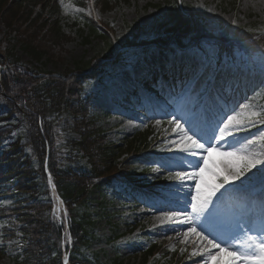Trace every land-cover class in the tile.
<instances>
[{
    "label": "rangeland",
    "instance_id": "obj_1",
    "mask_svg": "<svg viewBox=\"0 0 264 264\" xmlns=\"http://www.w3.org/2000/svg\"><path fill=\"white\" fill-rule=\"evenodd\" d=\"M22 7H25L28 12L25 15L29 16V24L25 26H20V33L18 30L11 28L9 21L0 20V55H3L4 61L0 64V78L4 73L6 67L9 68L10 64L8 61V55L13 53L19 57L18 66L24 68L18 71L21 75L27 78L30 76L38 80L39 77H45L44 69L51 71L54 74L70 72L74 65V60L94 59L93 64H99L100 59L103 57L107 50V39L111 38V41H115L117 44H123L128 36L137 38L138 43H144L146 45L151 42H146L150 37L151 30L149 29V23L154 20V18L160 13L159 7L164 2V0H120L113 7V11L104 13L101 10L102 18L108 20L107 23L103 22V32L101 33V38H92L90 44L83 46L81 44V37L77 31H75L72 24L76 20L78 13H83L84 16L90 20H94V17L99 18L100 10L98 8L97 0H64L63 4L61 0H19ZM190 7V12L194 14L196 18H202L206 21H211L217 24L224 23L227 33L232 36L237 28L241 30H249L255 32L256 30L264 29V0H239L236 7L230 8L229 5L225 4L222 0H182ZM235 9V10H234ZM35 15L36 19L34 24H32V16ZM112 19V20H111ZM111 20V21H110ZM235 21V23H234ZM50 32H42L37 38V47L39 49L44 48L46 54H44L45 59L48 60L46 66L44 67V57L42 62L38 61V56L33 55V47L35 46V35L40 28H52L58 27ZM214 27L210 28L213 30ZM243 28V29H242ZM54 33V38L48 36V34ZM46 36V37H45ZM21 45L29 46V51L24 53L21 49ZM130 52H134L136 46L130 45L126 46ZM185 52V54L183 53ZM181 55V57L194 58L198 60L197 54L191 49V46L181 48L179 50H171V54L168 55L162 52H155L147 60H156L158 63H174V56ZM91 59V60H92ZM113 60V59H112ZM159 60V61H158ZM150 61V62H151ZM145 62L137 59L132 64H116L113 66L109 72H113L116 68L115 76L113 80L108 83L100 92L98 101L100 105L106 107L110 110L116 109V114L111 117H104L102 123L109 130L108 134L120 140L123 143H130L132 146H137L141 149L147 148V140L153 143L152 148L146 149V151H153L158 153L153 155L152 159L155 161L156 165L159 166V161L169 156L174 155L170 153L165 148L166 139H174L175 136L172 132V127L169 126L168 120L172 115H177L178 118L181 116H186L189 110V105H187V100L184 99L181 105H185L184 108L178 107V100L171 103L168 102L169 96L172 92L166 89L167 85L162 84L158 87V91L151 93H146L141 90H136V96L138 99L134 101L132 108L126 107L125 105L117 106L116 108L110 103V98L119 96L123 91V86L127 87L126 84H130L128 87L133 88V80L138 77L137 73L142 69V64ZM149 62V63H150ZM9 65V66H8ZM128 65V66H126ZM236 65L235 67H238ZM239 66L238 71L243 73L237 79V84L241 87L248 77L250 69ZM154 69L158 71L159 67L153 65ZM234 67V68H235ZM223 69V68H222ZM26 72V73H25ZM42 74L43 76H38ZM251 75V74H250ZM189 77H186L183 84L186 86V91L188 92L195 83L189 81ZM252 81L254 83H259L260 91H258V96H254L247 93H235L229 101V105L226 103L221 107L215 106L214 115L218 117L221 121L227 118V115H231L234 112H242L241 105L249 106V108H256L258 104L264 100V71H262L261 66H257L255 71L252 73ZM196 82V81H195ZM236 82V81H235ZM21 89V95L17 98L16 102L19 106L31 107L33 108V100L30 99V95ZM96 89H100L96 86ZM180 90V89H179ZM187 96V93H185ZM207 97V92L203 94ZM260 99V102L258 100ZM31 100V101H30ZM174 100V99H173ZM105 101V103L103 102ZM264 104V101H263ZM207 106H202L196 115L199 120L209 123L202 118L203 109ZM264 107V105H263ZM246 109V108H243ZM226 112L225 116H222L223 112ZM149 113V114H148ZM23 114H26L25 112ZM27 120L31 122V117H27ZM156 121H160L157 125ZM183 122V121H182ZM117 130V133L115 132ZM145 130H151L146 135L143 136ZM261 134L258 132H247L240 133L236 138L240 142H243V138L247 137L251 139L255 135L258 139L256 142V150L259 151L261 147H264V141L259 139ZM238 146V145H237ZM129 148L128 150H130ZM228 145L223 149V152L229 151ZM211 150L206 154L209 158ZM227 158V156H225ZM217 171L223 172L224 166L213 165ZM169 170L175 171L176 169H164L161 171L168 172ZM186 170V169H185ZM206 178L209 174H205ZM235 183L239 184V181ZM186 184L193 185V182L187 181ZM11 186L8 188L10 191L20 190L23 191L25 188H19V183L13 184L9 183ZM21 186V185H20ZM190 188V187H188ZM106 190L108 197H112L113 194ZM261 190V185L259 182H254L253 187L248 192L232 191L225 193L223 199L218 202L220 213L225 219H229L233 213L241 210V207L245 210H249V207L253 202L255 203L258 199V194ZM191 191L185 189L180 184L173 185L170 190L163 194L164 199H158L157 201L147 206V204H142L137 206L135 209L130 207L122 208L120 204L121 198L115 196L111 201V209L113 210L116 219L120 218H132L138 223L134 234L144 235L148 234L154 238L159 239L162 242L170 243L166 246V250L171 247L179 246L182 251V257L178 261V264H201V257H192L189 259L193 249L199 246V240L196 239V244L192 239L186 238H176L173 235L167 234V236H162L156 228L152 227L153 223V212L157 214L158 212H172L181 210H190L187 208V204L190 203L191 196L189 195ZM117 194V193H115ZM11 195L7 192L0 193V264L10 263V257L13 254L16 243V238L13 239V235H16L15 230V218L16 214L13 213L15 203L10 199ZM94 197L98 200L100 196L95 193ZM23 207L27 208L30 205L28 199L22 201ZM112 206H114L112 208ZM110 210V208L107 206ZM230 208V209H229ZM64 211L58 209V214L62 215ZM257 214V213H256ZM188 226L185 225L184 228ZM100 233H107V226L105 223L100 222L98 224ZM198 230L200 229L197 225ZM207 234V233H205ZM132 238L131 235H125L122 241L119 243L120 253L125 257V264H142V259L138 255H133L132 248L129 243V239ZM233 243V241H229ZM108 252V256H113L116 253V248H111L109 246L105 247ZM128 251V252H127ZM67 253V249L63 247V254ZM212 262V261H211ZM210 262V264H211ZM163 264V263H162ZM170 264H175L171 261Z\"/></svg>",
    "mask_w": 264,
    "mask_h": 264
},
{
    "label": "trees",
    "instance_id": "obj_2",
    "mask_svg": "<svg viewBox=\"0 0 264 264\" xmlns=\"http://www.w3.org/2000/svg\"><path fill=\"white\" fill-rule=\"evenodd\" d=\"M165 5L172 6V8L167 11L169 25L166 27L165 22L163 24H158L156 25L155 31L163 29L165 30V35L167 32H177L179 34L178 37L180 38V41L183 42L188 41V39L185 38L194 39L200 35V32L196 31L192 27V20L185 14L184 10L181 9L183 6L178 5L176 0H171V3H165ZM27 13L30 12H28L25 7L21 6L19 0H0V20L9 21L10 27L18 30L19 33L21 31V25H24L26 30V25L29 24V16L25 15ZM35 19L36 16L33 15L30 27L34 24ZM86 22L88 29H90L91 32L96 33V29L94 30L91 22ZM173 22L176 25L175 27L172 24ZM52 28L45 29L51 30ZM43 29L44 28H40L37 31L34 38L35 46L32 49V54H36L38 56V60L42 56H40L37 47V38L43 32ZM48 36L54 38V33H50ZM86 37L87 35L85 34L82 39L83 42L86 41ZM250 37L251 33L245 32L243 38L245 39L247 48L248 45L252 47ZM193 41L194 40H192V42ZM259 44L257 42V46ZM261 45H264V43L261 42ZM21 49L24 53H27V51H29V46L21 45ZM242 52L246 58V53L250 52V50L244 49L241 50V53ZM250 54H252V52ZM0 61H2L1 57ZM248 61H250V58ZM8 63L11 65L12 69L11 71L8 70L0 80V157L2 156L1 153L4 150L7 155L12 157V167L6 173L5 179L13 184L18 182L21 185H19V188H25L21 192H16L13 197L20 201V197L23 196L25 199H30L32 202V207H30L31 210H25L24 208L18 207V213L24 214L25 219L27 214L29 215L30 213H34L33 202H37L35 200L36 194L39 191L41 192L46 189V187L44 188L43 182V188H40L39 183L41 180L39 179L38 174V169L40 168L39 164L36 162L34 168L30 164L31 161L26 154V135L28 131L32 134V145L35 148L36 153H34V160H38V162L41 161V157H44V141H51L52 128H56V130H58L61 126V115L65 108L66 110L68 109L69 102L67 103V100L73 99V96L75 97V94L79 91L78 89L82 87L83 83L79 82L76 76L68 82H65L62 79H44L37 82L34 81V79L30 80V78L25 77L26 74H24V76H20V73L22 72H18L20 68L18 66V63H20L19 57L13 53L8 55ZM89 63L90 61H88V64ZM86 67L85 62L75 60L72 70L84 69ZM27 83H31V87L28 86ZM24 85L29 87V91L26 93H28L30 95V99L33 100L32 106L34 107V110L31 112V122L23 117V113L20 115L15 108L18 94H22L20 88H23ZM62 94L64 96H62ZM28 108L31 109V107ZM36 116H40L42 119L43 136L39 132ZM32 125L35 128L33 132L31 130ZM73 129L78 132V136H74V138L69 136L65 140L61 152L54 156L50 170L60 195L62 191L64 197L73 201V195L80 193L81 198H83L85 202L90 203L89 195L85 193L88 188L87 185L84 184L81 187L78 184L64 185L62 183L63 181L60 173L62 166L65 163L78 159V152L80 151L85 157H87L92 166V170L98 175H113V173L110 172L111 170L118 169V162L116 161V158H119L120 149L116 148L113 144L104 143V138L100 134V131L96 128V125L94 126L93 123H91V121L83 123L80 122L78 126ZM79 187H81L80 192L75 190V188ZM95 189L98 190V188ZM45 199L46 197L43 196L38 202H41L43 207L46 209L48 206L44 202ZM86 208L88 209L86 210V214H81L80 216H78L75 213V210L72 209L74 213L73 230L76 233L80 230L83 223L82 220L85 216L87 220L92 219V213L89 212L91 206L87 205ZM47 214L48 212L45 214L43 211L41 216H37L35 214L32 215L35 222L33 223V231L30 236L32 235V237H35V235L37 236L38 234V239H47L48 232H50L48 228ZM19 221L20 217L17 216V222ZM27 229V225H25L22 228L21 226H18L16 230H22L26 236L25 232ZM90 244L91 241H86L82 247L80 245L75 247L77 252L74 253L75 258L72 259V264H79L78 259H85V257L88 256L86 253L91 255L90 264H122L117 257L109 258L108 256L104 257V255L96 253L95 251L92 253L87 251L86 248H88ZM153 251H158L163 254L162 249L153 245L144 254V259L148 255L152 254ZM58 258V250L55 247L53 249L51 242L48 240V242H45V248L42 250L38 245H33L30 242L23 257L21 259H17V257H15L13 260L17 264H57L59 261Z\"/></svg>",
    "mask_w": 264,
    "mask_h": 264
},
{
    "label": "snow or ice",
    "instance_id": "obj_3",
    "mask_svg": "<svg viewBox=\"0 0 264 264\" xmlns=\"http://www.w3.org/2000/svg\"><path fill=\"white\" fill-rule=\"evenodd\" d=\"M241 108L249 106L241 105ZM156 123L159 125L160 121ZM168 124L175 138L166 139L165 148L174 155L161 159L159 167H154L153 171L176 169L169 170L166 179L182 187H189L186 182L191 181L194 187L189 193L190 203L187 204L190 210L162 212L158 218L160 224L177 222L187 225L183 237L195 236L200 242L189 259L201 257V264H210L213 260L216 264H264V147L256 150L258 138L255 135L251 139L244 137L243 142L236 139L241 132L264 125V110L253 111L249 108L247 112H234L215 124H207L192 115L180 118L172 115ZM259 139L264 140V136ZM223 144H227L231 150L223 153L230 160L221 172L209 166L206 154ZM206 173L209 174L207 178ZM254 182L261 185L259 214L249 212L242 206L241 210L225 219L218 205L225 193L248 192ZM48 184L55 187L51 175ZM66 216L67 213L65 224ZM197 225L203 230H198ZM230 240L233 243H229ZM67 242L71 243L70 236ZM68 260L65 253L64 264H68Z\"/></svg>",
    "mask_w": 264,
    "mask_h": 264
},
{
    "label": "bare ground",
    "instance_id": "obj_4",
    "mask_svg": "<svg viewBox=\"0 0 264 264\" xmlns=\"http://www.w3.org/2000/svg\"><path fill=\"white\" fill-rule=\"evenodd\" d=\"M147 63H149L150 61L149 60H146ZM171 80V79H170ZM208 112V111H207ZM10 148V146H9ZM211 154L209 156V159H208V163H209V166H213V165H221V166H224L225 164H227L229 162V158H225V155H223V151L222 150H211ZM38 158V156H37ZM194 185L191 187L193 188ZM251 212H255V213H259L260 212V203H259V200H257L255 203L253 202L252 206H251ZM153 220V219H152ZM132 223V222H131ZM170 223H177V222H170ZM154 220H153V223H152V227H154ZM106 233V232H105ZM105 233H101L100 236L91 242V244L89 245V252H93L95 251L96 253L98 252H102V255H104V257H107L108 256V252L107 250L105 249L106 246V243L108 242V236H124V233L116 226H114L113 228H111L109 231H108V236H104ZM182 233L183 231H180L178 230L177 231V234L182 236ZM190 237V236H189ZM123 239H118V238H115L109 242L111 243H114L115 246H117ZM195 240V238H193V241ZM194 243H197V242H194ZM128 252V251H127ZM118 254V251H116V253H114L113 256H108L109 258H113L115 257V255ZM89 258L91 257V255H89ZM123 259H125V257H123ZM149 264H154V261L151 259ZM211 264H216V261L213 260L211 262Z\"/></svg>",
    "mask_w": 264,
    "mask_h": 264
}]
</instances>
